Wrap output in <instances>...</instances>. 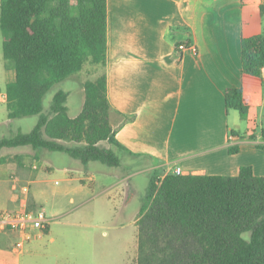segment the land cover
<instances>
[{"label": "trees", "instance_id": "trees-1", "mask_svg": "<svg viewBox=\"0 0 264 264\" xmlns=\"http://www.w3.org/2000/svg\"><path fill=\"white\" fill-rule=\"evenodd\" d=\"M258 10L264 16V4ZM0 33L2 56L13 66L5 86L8 118L38 116L28 134L0 140V150L29 147L119 167L107 97V0H0ZM87 65L95 77L82 83L80 113L69 117L63 91L44 112L51 87ZM240 65L242 74L261 77L264 34L241 40ZM224 102L247 118L240 89L226 90ZM135 225L136 264H264V177L248 166L235 177L154 176Z\"/></svg>", "mask_w": 264, "mask_h": 264}, {"label": "crops", "instance_id": "crops-1", "mask_svg": "<svg viewBox=\"0 0 264 264\" xmlns=\"http://www.w3.org/2000/svg\"><path fill=\"white\" fill-rule=\"evenodd\" d=\"M255 1L107 0L109 122L121 165L132 162L160 180L177 167L184 176L235 177L248 166L264 177V70L252 77L240 65L241 40L259 34L246 18L250 3L264 4ZM228 89L242 91L245 120L226 110ZM110 178V188L128 180ZM14 237L0 233V264H11Z\"/></svg>", "mask_w": 264, "mask_h": 264}, {"label": "rangeland", "instance_id": "rangeland-1", "mask_svg": "<svg viewBox=\"0 0 264 264\" xmlns=\"http://www.w3.org/2000/svg\"><path fill=\"white\" fill-rule=\"evenodd\" d=\"M246 18L249 32L264 34V18L257 4L247 6ZM12 67L2 56L0 33V140L28 134L38 121V116L8 118L4 97ZM92 71L87 65L79 74L53 85L44 97V112L53 95L63 91L68 94V115L78 114L84 102L82 83L94 79ZM101 145L109 147L106 143ZM33 164L36 170H32ZM137 168L123 160L119 167H108L99 162L82 164L63 153L29 147L1 149L0 211L19 209L20 188L26 186L28 209L43 211L49 221L40 237L33 235L25 242L21 254L12 251L15 237L9 240L6 251L11 264H136L135 222L149 181L156 176L152 171L137 172ZM112 175L128 176V180L110 188ZM14 196L16 200L12 202Z\"/></svg>", "mask_w": 264, "mask_h": 264}, {"label": "built area", "instance_id": "built-area-1", "mask_svg": "<svg viewBox=\"0 0 264 264\" xmlns=\"http://www.w3.org/2000/svg\"><path fill=\"white\" fill-rule=\"evenodd\" d=\"M177 49L180 52H184L187 50V45L180 44L177 46ZM36 169V164H33L32 170ZM173 174L182 176V171L177 167L174 169ZM19 198L22 201L19 209L0 211V233L9 232L17 235L18 238L13 245V249L17 252H22L25 242L35 233L45 231L49 221L46 219L43 211H31L28 209V188L26 186L20 188Z\"/></svg>", "mask_w": 264, "mask_h": 264}]
</instances>
